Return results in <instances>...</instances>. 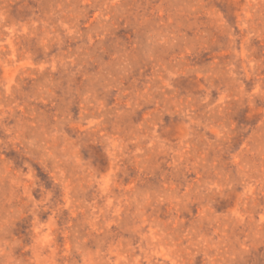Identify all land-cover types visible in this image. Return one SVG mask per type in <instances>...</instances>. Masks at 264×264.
Wrapping results in <instances>:
<instances>
[{"label":"rangeland","instance_id":"374dc122","mask_svg":"<svg viewBox=\"0 0 264 264\" xmlns=\"http://www.w3.org/2000/svg\"><path fill=\"white\" fill-rule=\"evenodd\" d=\"M0 264H264V0H0Z\"/></svg>","mask_w":264,"mask_h":264}]
</instances>
